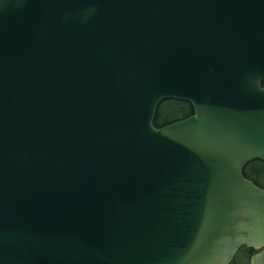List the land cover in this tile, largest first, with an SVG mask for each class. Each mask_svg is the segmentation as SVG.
<instances>
[{
    "label": "water",
    "instance_id": "obj_1",
    "mask_svg": "<svg viewBox=\"0 0 264 264\" xmlns=\"http://www.w3.org/2000/svg\"><path fill=\"white\" fill-rule=\"evenodd\" d=\"M263 81L264 0H0V264H264Z\"/></svg>",
    "mask_w": 264,
    "mask_h": 264
},
{
    "label": "trees",
    "instance_id": "obj_2",
    "mask_svg": "<svg viewBox=\"0 0 264 264\" xmlns=\"http://www.w3.org/2000/svg\"><path fill=\"white\" fill-rule=\"evenodd\" d=\"M262 85L264 86V82L262 83ZM164 102H173L175 104H178L180 107H181V110L183 111V113L179 116H175V117H172V118H163L162 117V112H161V106ZM192 114V107L190 104H188L187 102H182V101H175V100H166V101H163L162 103H160L159 107L157 108L156 110V114H155V117H154V120H153V125L157 128L163 126V125H166V124H169L173 121H176V120H179V119H182L184 117H187L188 115ZM254 163H263V161H260V160H254L250 163H248L245 167V169L247 170V167L254 164ZM243 175L251 180L254 184H256L257 186L259 187H263L264 188V183L261 181V179L259 178L258 176V173L256 172H248L246 173L245 170H243ZM246 250V249H244ZM241 253V252H240ZM239 253V254H240ZM238 254V256H239Z\"/></svg>",
    "mask_w": 264,
    "mask_h": 264
},
{
    "label": "rangeland",
    "instance_id": "obj_3",
    "mask_svg": "<svg viewBox=\"0 0 264 264\" xmlns=\"http://www.w3.org/2000/svg\"><path fill=\"white\" fill-rule=\"evenodd\" d=\"M159 107V106H158ZM157 107V108H158ZM161 112L163 118H172L175 116H179L183 113L181 110V107L178 104H175L173 102H164L161 106ZM244 170L250 173V172H257L259 178L264 183V164L263 163H254L247 167V170L244 168ZM242 252L237 255L235 260L232 264H249V256L245 254V250H241Z\"/></svg>",
    "mask_w": 264,
    "mask_h": 264
},
{
    "label": "flooded vegetation",
    "instance_id": "obj_4",
    "mask_svg": "<svg viewBox=\"0 0 264 264\" xmlns=\"http://www.w3.org/2000/svg\"><path fill=\"white\" fill-rule=\"evenodd\" d=\"M241 250H243V249H241ZM241 250L238 251L237 255H238L240 252H242ZM252 253H253V250H250V249H246V250H245V254H247L248 256H250Z\"/></svg>",
    "mask_w": 264,
    "mask_h": 264
}]
</instances>
